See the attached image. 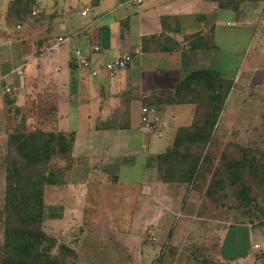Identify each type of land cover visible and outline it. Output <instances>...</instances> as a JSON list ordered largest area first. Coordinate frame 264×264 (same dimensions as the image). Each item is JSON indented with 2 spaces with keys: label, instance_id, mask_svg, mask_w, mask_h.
<instances>
[{
  "label": "crops",
  "instance_id": "1",
  "mask_svg": "<svg viewBox=\"0 0 264 264\" xmlns=\"http://www.w3.org/2000/svg\"><path fill=\"white\" fill-rule=\"evenodd\" d=\"M4 1L6 2L3 4L0 0V124L3 123L5 140V128L8 127L6 118L11 114H23L28 105L36 118L33 123L23 119L22 123H26L27 128L38 125L49 114L55 119L56 129L74 132L72 163L67 169L65 183L51 186L47 190L49 195L45 193L46 203L50 191L66 187L67 195L62 200L69 203L62 206L65 212L61 217L55 213L49 216L54 229L65 226L72 230L78 227L80 235L76 241L79 245L75 250L78 253L80 244L94 242L95 233L101 232L102 228L104 241L123 242L132 254L137 252L128 258L139 261L138 264L143 263V260L148 261L161 248L167 252L164 253L162 264H195L189 260V253L193 250L198 259L215 258L221 264H253L252 257L249 259L248 256L250 253L232 259L221 255L220 245L217 243L219 225L213 214L217 209L202 194H198L193 202L197 199V204L201 206L212 204L202 209L208 214L193 210L185 228H180L179 218L192 190L188 192L183 183L163 179L165 159L162 157L168 152L170 144H165L161 137L167 132H174V141L177 129L191 125L198 114L193 115V119L186 125L173 127L176 116L182 112L181 108L191 104L192 112L196 107L200 110L201 100L205 102L209 98H216L214 92L218 86L228 88V96L236 83H241L243 87L248 83L264 85L261 83L264 73L255 70L249 75V72L240 70L243 57L234 68L231 60L233 29L255 28L256 22H252L249 15H255L258 23L261 22V18L264 19V0H88V3L80 7L76 23L69 11L58 14L51 10L43 16L40 23L48 22V26H51V23L57 22L70 31L67 34H71L70 41L75 45L72 46V52L76 48L82 49L88 53L89 58L92 54L99 56L102 64L114 56L131 53L135 48L140 49V54H133L124 69L112 76L102 72L99 81L94 80L98 74L92 76L77 65L73 68L76 63L68 61L70 70L79 75V80L73 78V81L84 89L80 90L78 96L77 91L75 92L77 98L71 94L64 95L62 89L57 87L43 88L37 92V85L33 82L35 73L33 69L26 70L27 64L31 62L20 61L14 66L15 60L11 59L14 56L13 48H19L20 55L23 51L32 52V58L35 59L51 49L55 43L49 44L50 31L32 41L27 39L30 32L15 33L17 42L6 41L8 45L5 53L10 58L7 61L3 59L1 40L8 35L9 28L3 26L1 21L14 12L22 15L25 13L23 6H14L17 1L22 0ZM30 1L24 0V3ZM86 6L89 10L82 15L81 10ZM30 7V15L33 10L39 12L37 7L31 4ZM231 17L235 20V25L229 20ZM23 26L24 22L17 20L14 29L21 31ZM67 34L57 33L56 44L64 43ZM59 36L65 41L58 43ZM94 44L100 46L98 52L92 51ZM58 58L59 56L56 59L59 60ZM47 64L52 69L53 64ZM22 65L24 73L17 75L14 70ZM37 67L39 71L42 65L37 63ZM57 69L61 71L62 67ZM12 72L16 79L9 84L8 77ZM11 85L13 91L5 93L4 86ZM98 86L100 92L96 90ZM243 87L239 88L240 93L243 92ZM198 90L199 96L190 95ZM38 94L41 99L52 94L46 106L36 104ZM75 99L79 106L75 111L84 116L83 126H79L77 131L59 129V122L63 120L61 111L68 106V102H75ZM142 105L157 107L161 116L157 129L145 130L141 126L139 116ZM15 126L18 127V124ZM81 129L85 131L80 135L84 144L81 140L77 142ZM113 131L118 134H108ZM157 141L160 143L153 145ZM226 142L228 141L221 144ZM78 145L85 147V154L76 153ZM135 195L146 205L138 209L133 203L135 199H132ZM97 203L103 204L91 207L92 210L98 208L91 218L89 215L82 218V214H87V206ZM132 204L135 209L129 208ZM172 206L177 209L176 219L173 222L170 219L168 223L165 222L167 211ZM49 209L52 211L53 208ZM74 211L80 212L79 226H76ZM135 216H138L139 222L133 228L130 221ZM223 217L226 219L227 215L224 213ZM162 222L166 223L163 226L165 236L162 243L158 244V236L154 234L155 246L144 248L145 229L149 227L152 233H156V228ZM211 225L215 227L214 230H205Z\"/></svg>",
  "mask_w": 264,
  "mask_h": 264
},
{
  "label": "rangeland",
  "instance_id": "2",
  "mask_svg": "<svg viewBox=\"0 0 264 264\" xmlns=\"http://www.w3.org/2000/svg\"><path fill=\"white\" fill-rule=\"evenodd\" d=\"M30 1V0H26ZM3 4L4 0H2ZM31 6L37 7L39 10V14L37 17H34L36 15H30L29 7L26 8L25 13L22 15L21 13L14 12L12 14H9L6 18H4L1 22L3 23V26H7L9 28L8 35L1 40L3 44V52L4 54L3 59L7 61L8 55L5 53V50L7 48L8 42H17L14 37L15 33H21L25 34L23 32H30L27 35V39L35 40L37 37L40 35H43L42 33H49V44L55 45L52 46L51 49H47L44 51L42 54H40L36 59L32 58L33 53L28 52V51H23L22 54L20 55V51L18 50L19 48H13V55L11 59L15 60L14 66L17 65L18 62L24 61V62H31L30 64H27L26 70L33 69L34 74V81L37 85V92L42 90L43 88H61L63 91L64 95H72V97H76L75 92L77 91V96L78 93H81L80 90H84L79 85L73 81V78L77 79L79 77L77 72H73L70 70V68L67 66L68 61L73 60L78 67H80L73 55V52L71 51L72 46H75L74 44L71 43L70 37L71 34H67L70 31H67L66 28H63L62 25H60L57 22L51 23V26H48V22H43V16H46L49 14L51 10L53 12H57L58 14H61L62 11H69V15L74 18V21L76 23V20L78 19V12H80V7L84 3H88V0H33L29 2ZM28 3V4H29ZM27 6V3H24V0L22 1H17L14 6ZM2 7V4L0 5ZM80 14V13H79ZM233 16V15H232ZM66 17V16H64ZM80 17V16H79ZM255 15H249V19L253 22H256L255 28H242V29H233V36L231 38V43H232V52L231 49L230 52L232 53V67L234 68L235 66H238L240 64V61L242 59L241 64H243L242 67H240V70L245 72H249V75L251 73L255 72V70H259L260 72L264 73V19L261 18V22L258 23V18H255ZM17 20H21L24 22L23 29L21 31H17L14 29V24ZM229 20L232 22L233 25H235V20L233 17L229 18ZM80 21V19H79ZM4 22L6 24H4ZM81 22V21H80ZM78 23V25L80 24ZM31 24L33 26H31ZM41 24V25H40ZM240 26V25H239ZM50 27V28H49ZM11 30V33H10ZM258 31V32H256ZM63 32L65 35V42L62 43L61 45L56 44V34ZM58 41V40H57ZM27 47V46H25ZM29 48H27L28 50ZM246 53V54H245ZM245 54V55H244ZM59 56V60L56 58ZM101 59L99 56H96L94 54L91 55L90 61L93 67H95L98 70V77L94 78V80L99 81L100 80V74L104 72L101 67ZM55 61V62H54ZM28 62V63H29ZM40 63L42 65L41 70L38 71V67L36 68V64ZM53 64L52 69L48 67V64ZM252 63H257V64H252ZM257 65V66H256ZM62 67L61 71H59L57 68ZM257 67V68H256ZM58 72H60L58 74ZM72 72V73H71ZM8 77V82L9 84H12L11 82L13 79H16V75L14 72H12ZM249 75L247 77H249ZM70 76V80H69ZM264 76V75H263ZM5 78V77H4ZM263 78V77H262ZM260 78V79H262ZM79 80V79H77ZM264 83V80L261 82ZM98 85V83H97ZM264 86V85H262ZM259 86L258 84L248 83L245 84L244 87L241 86V83H236L233 84L232 87V92L228 94V96H225V89L219 88L217 91L214 92V94L217 95V99L220 100L223 104L224 107L221 111L219 120H218V128L217 131L215 132V135L224 141L228 142H238V143H243L246 142L247 139L249 138V141L252 140L254 141L255 139L260 143H257L254 141V145L257 143L259 144L258 146H263L264 147V139L261 140L260 137L264 138V87ZM12 87V85H11ZM229 87V86H227ZM243 87V92L240 93L239 88ZM262 87V88H261ZM261 88V89H259ZM99 89V90H98ZM98 92H100V87L96 89ZM203 90V89H202ZM205 94V93H203ZM52 94H49L47 98L41 99L39 94L37 95L39 97V100H36V104H43L44 106L47 105V101L51 100ZM191 96H199L200 91L198 90L197 92H192L190 93ZM227 95V94H226ZM205 96V95H203ZM77 98V97H76ZM191 99V98H190ZM201 100L200 98H198ZM214 99V98H213ZM205 100L206 102L209 101ZM200 102V101H199ZM201 105L204 103L203 100H201ZM200 105V107H201ZM30 105L27 106V110L23 112V114L15 115L11 114L6 118V126H10L11 124L15 125L16 123L18 124V127L21 128L22 124L23 127L24 122L22 123L23 119H27V121H30L33 123L35 120L36 114L33 113L32 109H30ZM76 109H79L78 104L75 102H68V106L61 111V115H63V120L59 122V129L63 130H74L77 131L79 129V126H83L84 123V116L81 115V113L75 111ZM192 105L191 104H186L181 108L182 112L178 114L175 118V122L173 124V127H180L182 125H186V123H189L193 119V115L197 114L199 111V107L196 109L194 108L192 112ZM54 111V110H53ZM52 111L53 115L54 112ZM197 111V112H196ZM169 115V114H168ZM82 119V120H81ZM167 121H170L169 118H167ZM63 122V123H61ZM167 124V123H166ZM166 126V125H165ZM27 127V126H26ZM184 127H180L177 129V132L175 135L177 136L178 134L184 135L186 132L181 129ZM145 130H151V129H145ZM174 130V129H173ZM179 131V132H178ZM149 132V131H148ZM85 133L82 129L80 132H78L79 136ZM121 133V132H120ZM124 133V132H123ZM108 134H118V132H109ZM151 134V133H150ZM174 132H167L165 135L162 134V140L166 142L165 144L169 143L170 148L167 150H177L178 149V144L179 142H182L183 140L179 139V141H172ZM260 135V137H259ZM161 136V135H160ZM81 140L82 143L84 139L80 136L77 140V142ZM76 142V144H77ZM157 143H160V141L154 142L153 145H156ZM84 144V143H83ZM77 149L75 150L76 153L78 154H85V147H81V145H78L76 147ZM225 149H229L228 147H218L215 146V151L219 150V154L222 152V155L225 153ZM6 140H5V134L3 132V123L2 125L0 124V209H2L3 204H4V189H5V162L7 160V154H6ZM211 153L208 152L207 156L209 157ZM165 159V155L163 157ZM165 162V161H164ZM161 164H163L161 162ZM199 178V177H198ZM250 178V175H249ZM250 185L252 188L251 190V195L254 198V202H257L256 204L260 203L261 200V192L258 191L256 193L255 191L260 189L261 187L264 188V185H257L255 183V179L250 178ZM258 186V187H257ZM51 186L46 187V192L48 194V188ZM183 187H185L183 185ZM54 188V187H53ZM196 188V187H195ZM50 189V188H49ZM158 189H160L158 187ZM193 190L191 191L190 194L188 195L185 207L183 209V214L179 218V223L180 228L184 229L185 228V223L187 219H189L190 213L195 210H200L198 212L207 215L206 211H203L202 209L205 208V206H211L212 204L207 203L206 205L201 206L199 203L197 204L198 200L196 199L193 202V199L198 195V193L195 191L193 194ZM49 195V194H48ZM67 195L66 187H59L58 189L54 191H50V196L46 198V209H45V221H44V227L45 231L48 236H55L56 242H60L61 244H64L66 246H69V248H73L74 250L77 249L78 247V242L76 241L77 238L79 237V230L78 227H75V229L70 230L69 227H58V229H54L52 226V223H50V218L49 216L52 215V213L58 214L60 217L62 214L65 212V209H62V206L65 207V204L69 203L63 202L62 199H65ZM139 197L138 195H135L132 197L134 200L133 203H135L136 207L139 209L140 207L146 205L142 204L140 200L137 199ZM234 198V197H233ZM235 200V198H234ZM105 203V202H103ZM103 203H97V204H92L87 206V211L86 215L82 214V218L89 217L91 218L92 213H94L96 210H92L91 207L97 206L99 204ZM61 204V205H60ZM237 202H233L232 206L234 209H228L225 210V207L219 208L220 211L213 212L215 214L216 219L218 222V233H217V243L220 245V249L222 251V256H226L227 258L230 256H233V253H237L238 251H241L243 248H249V245L254 243L258 244V247L252 246V253L253 256L258 255L259 252L263 253L261 256H258V259L252 258L253 264H264V206L261 207V211H258L255 207L256 204H252L249 209H248V216H243L240 219V213L241 210L236 211L235 209H238L235 205ZM197 205V206H196ZM50 208H53L52 211H50ZM61 208V209H60ZM129 208H133V204L129 206ZM214 208V207H213ZM177 209L172 206L171 208H168L167 214L168 216L166 217L167 220L165 222L172 219V222L176 219V211ZM139 211V210H137ZM231 211V212H227ZM227 212L231 213V215H227L226 219L224 217H220L221 215H224V213ZM76 217V226L80 225V212L79 211H74ZM211 215V214H210ZM84 216V217H83ZM106 216V214H105ZM104 216V217H105ZM180 216V215H179ZM253 216V217H252ZM255 216H258L255 218ZM178 218V217H177ZM223 218V219H222ZM185 220V222H183ZM233 220V221H232ZM249 220V222H247ZM178 221V220H177ZM139 222L138 216H135L130 223L132 224L133 228H136V223ZM165 222H162L159 227L156 228V233H152L147 227L144 231V248H149V247H154L155 246V240H151V236L154 234H157L158 236V244H161L163 239H164V231H163V226L166 224ZM106 223V222H105ZM104 223V224H105ZM251 223L253 224L251 227ZM187 224V223H186ZM177 225V226H178ZM217 225V224H216ZM215 225V226H216ZM223 225V226H222ZM222 226V227H221ZM190 227V226H189ZM202 227H204L202 225ZM217 227V226H216ZM214 226H208L205 230H214ZM224 228V229H221ZM221 229V230H220ZM3 224L1 221V216H0V260L2 256V245H3ZM55 230H58L57 232ZM103 229L101 228V232H97L94 235L95 241L93 242H83V245L80 244V250L77 253L78 255V261L77 264H138L136 261L132 258H128L129 255H136L137 252H134L133 254L125 248V245L123 242L119 241L118 242H110L109 240L104 241V236H103ZM83 237V234H82ZM192 237V236H191ZM142 236L140 237V239ZM156 238V237H155ZM157 244L158 248L159 245ZM236 246V247H235ZM246 249V250H247ZM58 250H53V253L56 255H60V253H57ZM194 252V250H193ZM192 252V253H193ZM164 251L159 250L156 253L154 252L151 258L147 260H143V263L141 264H162ZM189 253V256L190 254ZM196 256V254H194ZM66 260H72L70 259L69 256H64ZM193 255H191V258ZM197 257V256H196ZM195 260V259H194ZM1 264V261H0Z\"/></svg>",
  "mask_w": 264,
  "mask_h": 264
},
{
  "label": "trees",
  "instance_id": "3",
  "mask_svg": "<svg viewBox=\"0 0 264 264\" xmlns=\"http://www.w3.org/2000/svg\"><path fill=\"white\" fill-rule=\"evenodd\" d=\"M23 7V11L28 7L31 11L30 3ZM227 93L228 88L225 89V96ZM223 105L217 95L205 101L192 124L181 128L186 134L175 136V141H183L179 142L177 150H169L165 154L163 179L183 183L188 192L195 190L202 194L215 205L217 212L222 207L225 210L234 209L231 206L236 201L238 209L235 210H241L238 213L243 219V214L248 216L249 207L257 203L251 195L250 178L255 179L257 185H264V147L258 146L260 143L256 139L254 141L259 144L254 145L249 138L243 143L221 144L223 141L215 135V124ZM48 115L30 128H19L13 124L5 128L7 160L4 204L0 209L4 228L1 264H77L78 261L77 252L56 242L55 236H48L44 227L46 187L65 183L67 169L72 163L74 141V132L56 129L55 119ZM215 146L229 149H225L222 155L219 150L215 151ZM208 152L211 153L209 157ZM258 191L262 201L255 208L261 211L264 188L255 192ZM227 212L226 215H231ZM252 246L258 247V244L251 242L248 249L233 253L229 259L250 253L249 259L257 260L263 250L254 257ZM53 250H58L60 255L54 254ZM64 256L72 260H66ZM189 260L195 264H221L215 258L198 259L194 253L190 254Z\"/></svg>",
  "mask_w": 264,
  "mask_h": 264
},
{
  "label": "built area",
  "instance_id": "4",
  "mask_svg": "<svg viewBox=\"0 0 264 264\" xmlns=\"http://www.w3.org/2000/svg\"><path fill=\"white\" fill-rule=\"evenodd\" d=\"M140 2V0H136ZM89 10V7L86 6L83 10H81V14L85 15ZM32 15H36L37 11L33 10L31 12ZM19 27V25L17 26ZM64 40L63 37H58V43ZM100 50V46L98 44H94L92 46L93 52H98ZM133 54H140V49L135 48L131 53H122L120 55L114 56L113 58L107 60L106 62L100 65L101 69L109 76H112L122 69H124L128 63L131 61V57ZM73 55L80 66V68L86 70L90 75L95 76L98 74V70L92 66L90 58L88 57V53L83 51L82 49L76 48L73 50ZM14 72L17 75H23V65L15 68ZM5 93L12 92L13 89L11 86H4L3 88ZM140 124L145 129L155 130L158 128L161 122V116L158 112V109L155 105H142L140 108ZM151 240H155L156 238L152 235Z\"/></svg>",
  "mask_w": 264,
  "mask_h": 264
}]
</instances>
